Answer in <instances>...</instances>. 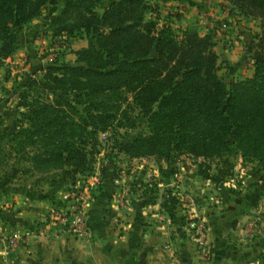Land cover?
<instances>
[{"label":"rangeland","instance_id":"obj_1","mask_svg":"<svg viewBox=\"0 0 264 264\" xmlns=\"http://www.w3.org/2000/svg\"><path fill=\"white\" fill-rule=\"evenodd\" d=\"M61 1L47 0L38 15L15 25L18 47L36 38L35 55L42 58L43 63L39 68L24 72L17 62L3 64L18 47L0 58V264H21V243L37 230L42 229L43 236L53 229L66 232L74 242L90 241L95 236L90 233L91 228L97 226L101 213L113 217L107 225L116 228L115 211L140 212L144 219L149 207L154 215L148 220L155 226H165L163 232L154 235H157V245L169 244L174 264L186 263L194 257L203 262L210 260L213 248L212 241L207 238L205 215L222 200L226 188L242 191L248 183L261 180L260 193L264 197V172L260 173L255 163L264 156H252L251 149L238 145L235 131L219 138L222 142L192 139L179 143L175 139L165 150L148 141L139 143L142 137L146 140L152 133L148 114L135 104L131 92L124 87L96 96H82L73 103L76 115L81 114L88 122L83 107L91 100L99 102V110L92 113L102 119L97 123L98 127L104 126L100 130L94 131L89 125L76 128L75 124L68 127L51 122L55 110L44 106L41 107L45 108L43 120L34 117V121L30 116L32 108L39 102L54 104L56 101L49 81L51 74H44L47 69L43 67L52 62L73 63L74 49L86 45L84 36H50L45 23ZM147 1L155 9L145 13L144 18H152L156 26L167 23L178 30L195 24L200 35L209 36L214 42L213 49L220 42V48L227 50L228 67L221 59L217 60V73L227 84L245 77L250 66L253 74L249 43L236 36L222 40L217 36L223 27L219 18L201 7H192L195 0ZM217 1L221 11L234 19V15L239 16L233 0ZM105 4L102 1L96 9ZM246 17L259 21L256 24L259 30L253 35L256 43L261 19L257 15ZM19 55L26 63L29 54ZM22 91H26L23 99ZM56 92L60 93L58 89ZM73 95L74 92H70L65 96ZM33 99L36 102L33 103ZM62 108L69 116L75 114L72 108ZM34 122L41 131H35ZM76 122L77 126L83 123ZM52 127L60 130L51 135L47 129ZM101 195L106 204L98 202ZM71 206L82 213L86 227L85 232L77 235L58 222L57 212H69ZM256 223L258 221L247 226L250 229L247 235L258 230ZM12 232L17 233V238L9 244L5 237Z\"/></svg>","mask_w":264,"mask_h":264},{"label":"trees","instance_id":"obj_2","mask_svg":"<svg viewBox=\"0 0 264 264\" xmlns=\"http://www.w3.org/2000/svg\"><path fill=\"white\" fill-rule=\"evenodd\" d=\"M102 1L104 7L96 9ZM46 2L0 0V58L18 47L15 25L38 15ZM233 2L238 13L259 16L261 32L256 43L248 44L253 74L227 84L217 73L214 42L200 35L195 24L178 30L167 23L156 26L152 18H144L155 9L147 0H62L45 23L50 36H84L86 45L74 49L73 63L52 62L43 67L47 69L44 74H51L56 101L39 102L41 106L32 108L30 116L43 120L44 106L55 110L51 122L76 128L89 125L97 131L104 126H97L102 119L92 111H98L100 103L91 100L83 107L88 122L76 115L73 103L82 96L124 87L148 114L152 133L139 143L148 141L165 150L175 139L179 143L192 139L222 142L221 138L235 131L238 145L251 149L252 156H264V0ZM70 92L74 95L66 97ZM64 106L75 114H65ZM76 121L83 123L77 126ZM32 127L41 131L35 122ZM59 130L47 129L51 135Z\"/></svg>","mask_w":264,"mask_h":264},{"label":"crops","instance_id":"obj_3","mask_svg":"<svg viewBox=\"0 0 264 264\" xmlns=\"http://www.w3.org/2000/svg\"><path fill=\"white\" fill-rule=\"evenodd\" d=\"M215 3L216 5H212ZM217 3V0H195L192 7H201L219 18L224 27H220L223 34L219 32L217 36L222 40L232 39L234 36L242 37L246 43L256 40L253 35L259 30L257 19L247 18L242 14L234 15V19L221 11ZM35 42L37 40L33 38L31 43L29 41L20 45L16 53L3 60V64L17 62L24 72L39 68L43 63L42 58L35 55ZM221 46L220 42L219 45H214L219 55L217 60L221 59L223 65L228 67L227 50H223ZM19 54H29L26 63L20 60ZM238 60L241 65V58ZM245 75H252L251 66ZM255 163L260 167V173H263L264 158ZM256 181L251 185L248 183L242 191L223 189L222 200L205 215L208 223L207 238L212 241L213 248L211 259L203 262L194 257L181 264H264V197L260 193L261 180ZM104 196L97 199L100 204H106ZM149 208L144 213V219H141L143 215L140 212L131 213L126 209L115 211L116 228L107 225L113 217L101 213L97 226H92L90 231L95 235L93 240L85 242H74L64 231L56 232L51 229L43 236L42 229L37 230L34 235H29L25 243H21V264H174V259L169 254V244L163 243L160 247L157 245V235H154L163 232L165 226H155L148 220L154 215L152 207ZM143 221L146 224H142ZM255 221H258V230L247 235L250 233L247 226Z\"/></svg>","mask_w":264,"mask_h":264},{"label":"built area","instance_id":"obj_4","mask_svg":"<svg viewBox=\"0 0 264 264\" xmlns=\"http://www.w3.org/2000/svg\"><path fill=\"white\" fill-rule=\"evenodd\" d=\"M224 27V26H223ZM72 211V213H71ZM58 222L63 225L64 229L72 234H80L85 232L86 227L84 226L83 216L79 210H76L74 206H71L69 212H57ZM17 238V233L12 232L8 234V237H5L7 243L11 244Z\"/></svg>","mask_w":264,"mask_h":264}]
</instances>
